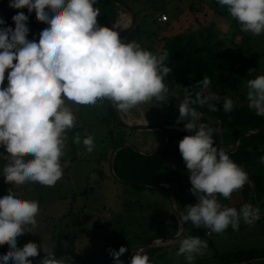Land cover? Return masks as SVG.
I'll list each match as a JSON object with an SVG mask.
<instances>
[{"label":"clouds","instance_id":"obj_1","mask_svg":"<svg viewBox=\"0 0 264 264\" xmlns=\"http://www.w3.org/2000/svg\"><path fill=\"white\" fill-rule=\"evenodd\" d=\"M96 0H7L15 11L11 26L0 20V146L7 162L0 166V176L8 184L35 182L53 186L63 174L61 157L66 145V130L71 129L75 115L66 101L77 105H93L109 100L117 110L127 112L138 104L155 101L167 103L168 87L164 83L172 69L166 65L168 52L158 53L142 48L135 40H123L118 32L97 23ZM239 26L241 32L264 34V0H215ZM25 9V12L19 11ZM34 12L37 22H45L38 34L29 38L28 16ZM118 17V15H117ZM227 30V24H221ZM254 70L248 69L249 73ZM6 74V75H5ZM6 81V83H5ZM209 84L205 76L196 82ZM247 107L256 116L264 117V74L245 82ZM209 97L199 91L177 104L176 123H182L191 135L177 142V150L187 170L189 192L195 202L184 206L178 215L181 222L203 226L222 233L231 227L237 230L243 222L251 225L260 218L259 205L243 203L238 209L225 206L218 195L229 198L248 180V174L221 148L214 145L213 132L218 131L200 122L202 113L194 105H205ZM215 111V105L208 104ZM233 108L225 97L224 112ZM73 143H82L91 152V135ZM264 164V155L259 157ZM38 202L24 199L13 191L0 195V264H32L28 258L44 255L36 264H68L57 258L41 242H26L17 247L16 238L37 225ZM175 255H183L186 264H193L207 248L198 236L176 233ZM126 251L120 246L108 249L113 264H124L119 257ZM128 264H151L146 252L136 249Z\"/></svg>","mask_w":264,"mask_h":264},{"label":"rangeland","instance_id":"obj_2","mask_svg":"<svg viewBox=\"0 0 264 264\" xmlns=\"http://www.w3.org/2000/svg\"><path fill=\"white\" fill-rule=\"evenodd\" d=\"M127 1L137 8L140 22L138 21V26L135 29L119 37L125 41L135 40L144 48L148 44L149 37H155L153 33H157L156 26L152 24V19H155L160 12L166 11L164 13L168 16L167 21L169 18L173 19L175 17L177 19L174 18V20L181 22V25H187L191 22V19L189 22L187 21L189 17L186 9L196 2L195 6H198V9L196 16L193 17L194 19L195 17L201 18L200 15H205L206 11L201 7L199 1L209 0ZM213 1L215 3V0H210V4ZM215 7L223 15L214 14L211 11L208 14L206 12L207 23L213 27V39L221 41L228 37L235 45L234 48L241 50L248 66L253 67V77L264 74V34L254 36L251 33L241 32L239 26L227 15L224 8L217 6L216 3ZM21 11L25 12V9H21ZM7 12L8 10L4 9L0 11V20H4L3 15ZM117 15H120V18L123 15V21H129L127 12L121 10L120 14ZM192 22L199 24L201 20ZM44 23L41 21L39 28L34 23L28 25L32 28L33 37L38 34ZM221 24H227V30H223L220 27ZM247 37H250L249 43L245 42ZM168 97L167 103L144 102L128 111L136 116H140V112H143L146 118L153 122H175L178 116L177 104L184 98L183 90L176 89L174 92L168 93ZM106 100L100 99L93 105H77L66 101L76 119L73 127L66 130V145L64 154L61 157L63 174L53 186L26 182L23 185L31 184L34 187L17 188L14 184H11L17 194L21 192V189H25L22 198L34 199L38 202V214L46 216L44 221L46 225L54 224L58 238L70 241V243L61 245L64 248H69L70 254L65 255L68 264H78V259H80L79 264H113L108 249L116 250L120 246L125 247L126 251L119 259L123 261L124 258V264H128L127 257L131 246L145 243L155 235L168 237L169 233L168 228L163 224L172 213L164 193L146 192L131 184L117 182L109 175L106 150L110 147L107 129L103 125V122H106L105 119L108 120V101L106 102ZM120 115L127 121H134L132 117L131 119L130 117H124L123 113ZM124 132L127 138L126 143L132 145L134 149L141 153L147 154L150 149V147H144L145 143L140 142L141 138L149 142L154 141L152 148L156 146L155 149H157L161 146V144L158 145V141L152 139L151 134L146 135L150 131L134 132L125 129ZM77 135L81 139L88 135L93 137L95 146L91 152L85 151L82 143H73V137ZM143 150L146 152H143ZM234 194H236L235 191L231 193L229 198L218 195V200L222 205L236 208L241 203H248L246 198ZM156 195H162L164 198L153 197ZM61 215L66 216L63 222L59 220ZM76 216L79 217L74 219ZM262 216L260 215V217ZM48 218L50 219L48 220ZM65 224L68 228L64 227ZM241 225L240 229L233 231L229 227L219 234L209 231L202 225L195 226L196 229H200V232L195 236L206 241L207 248L202 254L197 255L194 260L202 255L212 253L213 250L217 253H223L237 248L264 247V221L254 222L251 225L241 222ZM207 231L209 234L206 235ZM61 234H63L62 237ZM208 243L212 244L213 249L208 248ZM166 244L171 243L165 242L160 245L166 246ZM171 245L176 246L175 243ZM173 251L174 254L171 253L170 255L174 264L178 260L185 261L183 255L177 256L175 255L176 250ZM242 264L263 263L261 260H256Z\"/></svg>","mask_w":264,"mask_h":264},{"label":"trees","instance_id":"obj_3","mask_svg":"<svg viewBox=\"0 0 264 264\" xmlns=\"http://www.w3.org/2000/svg\"><path fill=\"white\" fill-rule=\"evenodd\" d=\"M199 2L207 14L211 11L214 14L223 15L216 9L214 1L212 4H210V0ZM195 3L186 9L189 17L187 21L189 22L191 19V22L187 25H181V22L174 20L175 17L173 19L169 18L164 23H157L155 19H152V24L156 26L157 33H153L155 37H149L148 44L144 49L154 53L162 50L168 52L165 63L172 69L164 81L168 87V93H172L176 89H182L184 96L190 94L194 98L196 92L199 91L202 97H209L205 105H194V107L198 112L212 113L221 119V142L223 148L228 149L232 141L246 130L256 129L264 132V117L256 116L254 111L247 107L245 99V82L248 78L253 77L248 69H253V67L248 66L241 50L235 49V45L228 37L221 41L213 39V27L207 23L206 12L205 15H200L201 18L195 17L194 19L193 16H196L198 9ZM94 7L99 9V15L96 17L97 23L114 29L118 10L122 9L108 0H96ZM197 20H201V23L192 22ZM245 40L249 43L250 37ZM205 76L209 79V84L202 87L196 82ZM225 97L233 101V108L230 112H224L222 109ZM208 104L215 105V111L210 110ZM107 119H105L106 122H103V125L107 129L110 148L126 143L125 129L114 122L108 102ZM200 122L215 129L217 127L216 119L207 115H201ZM179 124L183 126L182 123ZM168 132L169 142L159 153L151 157H145L126 147L115 151L111 167L114 175L123 181H133L143 186H150L155 181L160 180L169 183L173 204L180 214L184 212L185 205L195 202V197L189 192L191 185L187 179V170L177 150V142L185 135L174 129H170ZM150 134L153 136V140L158 141V145H162L164 135L161 132L150 131L146 135ZM213 141L214 145L218 147L216 131L213 132ZM140 142L145 143L144 147H150L147 153L156 148V146L152 148L154 141L149 142L141 138ZM143 152L146 151L143 150ZM227 154L254 181L255 196L250 198L248 203L253 206L259 205L261 213H263L264 164L259 163V157L264 155V135L249 133L243 136L234 150ZM133 186L138 187V185ZM249 192L250 185L248 181L235 191L243 198H246ZM242 204H239L237 208ZM261 215L263 216L255 222L264 221V214ZM163 226L168 228V237L174 236L179 230V223L173 214H170ZM241 227L240 223L238 229ZM197 230L199 229H196L191 222L185 221L183 235L195 236L200 232V230ZM159 237L161 236L155 235L149 240ZM177 246L173 247L172 250H166L159 246L143 248L142 250L147 253L151 264H174L170 254H174L173 250H176ZM208 248L213 249L211 243H208ZM68 249L57 242L53 253L57 258H60L70 254ZM79 260L77 261L78 264L80 263ZM256 260H261L264 264V247L237 248L223 253H217L213 250L210 254L198 257L193 261V264H242ZM175 264H186V261L178 260Z\"/></svg>","mask_w":264,"mask_h":264},{"label":"water","instance_id":"obj_4","mask_svg":"<svg viewBox=\"0 0 264 264\" xmlns=\"http://www.w3.org/2000/svg\"><path fill=\"white\" fill-rule=\"evenodd\" d=\"M110 1L112 4L119 6L122 10H124L125 12L129 13L131 15V20L130 22H126V23H117L116 22V26L113 30L118 32V35H122V34H126L129 33L130 31H132L133 29H135L138 25V21L140 18L139 12L138 10H136L137 8H135V6L133 4H131L129 1L127 0H108ZM108 105L111 111V115L112 118L114 120V122L121 128L126 129V130H130V131H134V132H145V131H158L161 132L164 135V142L162 143V145L160 147H158L157 149H155L154 151L150 152V153H141L140 151H137L136 149H134V147H132V145H129L128 143H122L119 145H116L115 147H112V149L110 150V153L108 155V170H109V175H111L114 180H116L117 182L120 183H124V184H131V185H138L139 188L147 191L149 189L154 188L157 183H161L164 187V194L165 197L167 199L168 205L171 209V213L175 216L177 222L179 223V230L177 232H180V234L183 236L184 232H185V222H181L179 220V213L176 210L172 199H171V195H170V185L169 183H167L164 180H160L158 182H154L152 185L150 186H143L139 183L133 182V181H123L121 179H119L118 177H116L112 171V167H111V163H112V158H113V154L115 153V151L129 147L131 149H133L138 155L141 156H145V157H151L157 153H159L160 151H162L164 149V147L168 144L169 142V130L170 129H174L184 135H191V132H188L186 130H184L183 126L179 123L176 122H171V121H127L126 119H124L121 115L119 110L116 109V107L108 100ZM202 113V115H207L210 117H213L216 119L217 121V127L216 129H218V131H216V141H217V145L219 148L223 149L226 153H231L234 148L238 145L239 140L249 134V133H256L259 135H264V132L256 130V129H251V130H246L242 133H240L231 143V145L228 147V149H224L222 142H221V119L212 113H207V112H200ZM249 185H250V192L247 195L246 199L249 201L250 198L255 196V185H254V181L252 180V178L248 175V180ZM261 214H264L261 213ZM177 240V236L176 234L172 237H159V238H154L149 240L148 242L142 243V244H137L133 246V249H143V248H149V247H154V246H158L162 243L165 242H171Z\"/></svg>","mask_w":264,"mask_h":264},{"label":"crops","instance_id":"obj_5","mask_svg":"<svg viewBox=\"0 0 264 264\" xmlns=\"http://www.w3.org/2000/svg\"><path fill=\"white\" fill-rule=\"evenodd\" d=\"M2 9L8 10V12L6 14L4 13V15H3V19H4L3 21L5 22L6 25L11 26L10 17L13 14H15V11L16 10H13V9H10L9 7H7V0H0V11ZM19 11H21V9ZM21 12H23V11H21ZM164 12H166V11H162L160 13H164ZM139 22H140V19H139ZM33 23L37 25V28L40 27V23L41 22H37L34 19V12L28 16V21H27V24L28 25H32ZM31 31H32V28L29 27V33H28L29 38H32L33 37ZM5 83H6V81H5ZM0 87H3V84H0ZM122 113L124 114L123 115L124 117L125 116L126 117H130V119L132 117L134 119V121H141V122L142 121L143 122L144 121H149L148 118H146V116H145V114L143 112H140V116H136V115L132 114L130 111L121 112L120 114H122ZM109 149H111V148H109ZM109 149L106 150V154H107L106 155V157H107V165H108V155L110 153V150ZM0 154H4V150H3L2 147H0ZM6 162H7L6 159H0V166H2ZM15 186L17 188L18 187H20V188H30V187H34L31 184H25V185L21 184V185H15ZM7 190L16 192L15 188H13L11 184H8V183H5L4 184L3 183V177L0 176V195H3L4 192H7ZM20 191L21 192L19 193V195L22 197V195L25 193V189H21ZM151 191H153L155 193L156 192H162V193H164V187H163V185L161 183H157V185L154 188L149 189L146 192H151ZM151 194L153 195V193H151ZM170 195H171V193H170ZM153 197L160 198V199H163L164 198V196H162V195H156V196H153ZM65 217L66 216L61 215L59 220H61V222H63L64 219H65ZM78 217L76 216L74 219H76ZM45 218H46V216H42V214H37V217H36V219H37V225H36V227L35 228H32L31 226H29V231L28 232H25V233L21 234L20 236H18L16 238L17 247H21L24 243L29 242V241L35 242V243H37V245H39L40 242H41L47 249H50L53 252L54 247L57 246V242H58V244H61V245H65L67 243H70V241H65L63 239L58 238L59 236L55 232L56 229L54 228V224L51 223V225L50 224L46 225V222H44L45 221ZM49 219L50 218H48V220ZM64 227H67L68 228L67 224H65ZM62 236H63V234H61V237ZM152 238H153V236H152ZM176 241L177 240H174V242L171 241L170 243L171 244H174L175 243L177 245ZM171 244H166V246L159 245V247H162L163 249H166V250H172V248L175 247V246H173ZM133 246H131L129 248L130 250L128 252L127 263H128V259L131 256V253L134 252ZM7 247H8L7 242H5L4 244H0V251L6 250ZM43 255L44 254L42 252H40L39 249H38L37 257L28 258V259H30L32 261V264H36L37 260L40 259ZM62 258H64L66 260L67 259V256H62ZM123 262L125 263V259L124 258H123ZM6 264H11V261L9 260L8 262H6Z\"/></svg>","mask_w":264,"mask_h":264},{"label":"built area","instance_id":"obj_6","mask_svg":"<svg viewBox=\"0 0 264 264\" xmlns=\"http://www.w3.org/2000/svg\"><path fill=\"white\" fill-rule=\"evenodd\" d=\"M120 11H121V10L118 11V14H120ZM123 11H124V10H123ZM124 12H125V11H124ZM118 18H119V19H118ZM167 18H168V17H167V15H166L165 13H159V14L156 16L155 19H156V22H157V23H162V22H165V21L167 20ZM122 21H123V19H121V18H120V15H118V17H117V19H116V22L119 24V23H123ZM4 183H6V182L4 181ZM7 191H10V190H7ZM207 234H209L208 231L206 232V235H207Z\"/></svg>","mask_w":264,"mask_h":264},{"label":"bare ground","instance_id":"obj_7","mask_svg":"<svg viewBox=\"0 0 264 264\" xmlns=\"http://www.w3.org/2000/svg\"><path fill=\"white\" fill-rule=\"evenodd\" d=\"M123 16V15H122ZM122 16H121V19H122ZM128 16H129V21L128 22H130V20H131V15L128 13ZM123 23H126V21H122Z\"/></svg>","mask_w":264,"mask_h":264}]
</instances>
